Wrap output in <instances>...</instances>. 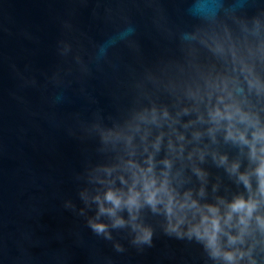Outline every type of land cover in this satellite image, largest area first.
Segmentation results:
<instances>
[{"label": "water", "instance_id": "1", "mask_svg": "<svg viewBox=\"0 0 264 264\" xmlns=\"http://www.w3.org/2000/svg\"><path fill=\"white\" fill-rule=\"evenodd\" d=\"M0 264H264V0H0Z\"/></svg>", "mask_w": 264, "mask_h": 264}, {"label": "clouds", "instance_id": "2", "mask_svg": "<svg viewBox=\"0 0 264 264\" xmlns=\"http://www.w3.org/2000/svg\"><path fill=\"white\" fill-rule=\"evenodd\" d=\"M107 198H108L109 200H112L117 206H118L119 203H120L119 199H118L117 197H115L112 193H109ZM149 202H152V196H151V195L149 196ZM134 203H135V197L130 198V200H129V204H134ZM242 206H243L242 202H238L236 205H234L235 208H239V207H242ZM95 227H96L98 230H103V225H96ZM142 239H143L144 241H146V242L149 241V240H150V233L146 231V232L144 233ZM209 242H210V244H211V243L213 242V239L210 238Z\"/></svg>", "mask_w": 264, "mask_h": 264}]
</instances>
